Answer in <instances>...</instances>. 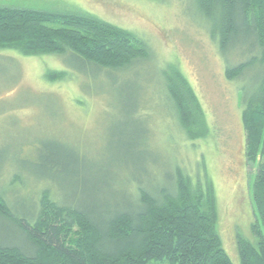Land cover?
Listing matches in <instances>:
<instances>
[{
    "label": "rangeland",
    "instance_id": "rangeland-1",
    "mask_svg": "<svg viewBox=\"0 0 264 264\" xmlns=\"http://www.w3.org/2000/svg\"><path fill=\"white\" fill-rule=\"evenodd\" d=\"M0 9L90 15L139 37L150 52L119 70H99L67 55L0 49V190L7 199H17L28 215L40 190L71 195L68 173L55 176V157L53 164L46 160L50 151H82L85 176L105 173L113 190L125 191L114 176L122 158L118 147L129 143L142 157L135 174L147 176L139 187L165 185L175 167L194 185L212 184L217 233L232 264H239L237 238L254 244L250 186L256 173L245 161L241 98L261 68L227 80L226 69L248 55L220 53L195 0H0ZM167 66L194 92L203 137L188 140L179 128L165 91ZM54 72L65 76L51 81L46 74Z\"/></svg>",
    "mask_w": 264,
    "mask_h": 264
},
{
    "label": "trees",
    "instance_id": "trees-1",
    "mask_svg": "<svg viewBox=\"0 0 264 264\" xmlns=\"http://www.w3.org/2000/svg\"><path fill=\"white\" fill-rule=\"evenodd\" d=\"M195 8L221 54L238 49L248 55L226 69L227 80L261 68L241 98L245 161L256 169L250 186L255 222L250 226L254 244L238 237L237 254L239 264H264V0H195ZM0 49L23 56L67 55L99 70H119L150 55L139 37L93 16L16 9H0ZM165 71L170 74L165 91L179 128L188 140L203 137L194 92L177 69ZM64 76L46 74L51 81ZM118 149L122 158L114 178L125 191L113 190L105 173L85 176L83 152L76 150L50 151L46 159L53 164L55 157V176L68 173L70 196L40 190L26 215L17 199L11 203L0 190V264H232L216 230L212 184L194 185L175 167L165 185L147 190L139 187L147 176L135 174L140 152L129 143Z\"/></svg>",
    "mask_w": 264,
    "mask_h": 264
}]
</instances>
